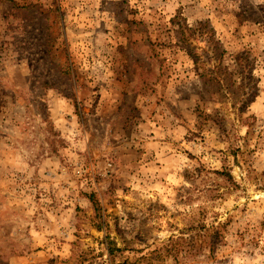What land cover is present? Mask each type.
<instances>
[{"label":"rangeland","instance_id":"374dc122","mask_svg":"<svg viewBox=\"0 0 264 264\" xmlns=\"http://www.w3.org/2000/svg\"><path fill=\"white\" fill-rule=\"evenodd\" d=\"M0 264H264V0H0Z\"/></svg>","mask_w":264,"mask_h":264}]
</instances>
